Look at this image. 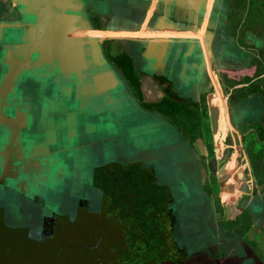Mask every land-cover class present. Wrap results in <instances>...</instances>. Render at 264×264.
Instances as JSON below:
<instances>
[{
	"label": "water",
	"instance_id": "1",
	"mask_svg": "<svg viewBox=\"0 0 264 264\" xmlns=\"http://www.w3.org/2000/svg\"><path fill=\"white\" fill-rule=\"evenodd\" d=\"M135 1L137 8L129 5L125 13L117 0H0V234L5 229L13 243L22 239L18 234L34 250L38 220L51 228L68 216L60 208L67 198L76 207L68 218H77L78 207L83 218L91 217L90 192L99 194L100 207L106 201L94 183L95 169L113 162L140 166L167 187L174 211L176 196L184 192L190 217L197 216V235L206 227L205 212L214 225L207 235H224L213 199L206 204L199 183L193 191L196 176L205 181L199 155L167 116L143 107L108 44L119 39L148 78V91L158 86L152 76L166 78L171 89L197 90L207 60L214 67L241 68V54L218 33L206 54L193 48L201 39L163 36L201 31L207 0ZM140 5L161 12L149 29L150 13ZM94 15L108 18L103 30L95 27ZM133 24L150 35L119 36L133 31ZM181 184L184 191H173ZM245 255L239 264H263L252 247Z\"/></svg>",
	"mask_w": 264,
	"mask_h": 264
},
{
	"label": "flooded vegetation",
	"instance_id": "2",
	"mask_svg": "<svg viewBox=\"0 0 264 264\" xmlns=\"http://www.w3.org/2000/svg\"><path fill=\"white\" fill-rule=\"evenodd\" d=\"M125 2L133 11L138 6L135 0ZM146 5L139 7L150 13L145 21V29H149L161 12L147 10ZM224 8L222 0H207L201 31L188 28L185 33L179 30V34L163 36L184 34L201 39L193 48L206 54L214 49L215 33H224ZM229 10V34L224 35L237 42L235 50L244 57L242 67L218 68L207 60L197 90L171 89L166 78L152 76L164 93L149 90L148 94H156L151 99L145 93L149 88H144L142 69L119 39L108 44L112 61L123 69L143 107L168 116L199 155L206 173L205 190L214 201L224 235L208 236L202 244L185 241L191 238L178 231L168 188L157 185L155 178L137 166L113 162L111 168L95 169L94 183L106 195L97 214L83 218L84 211L78 207L77 218H59L51 228L48 221L38 220V264H239L245 250L264 251V48L248 38L250 31L264 35V17H260L264 0H230ZM252 16L254 21L247 23ZM217 17L223 20L213 28ZM93 23L101 31L108 18L94 15ZM133 26V31L119 36L150 35ZM221 71L235 77H226ZM18 238L23 240L17 234ZM9 264H17L16 258Z\"/></svg>",
	"mask_w": 264,
	"mask_h": 264
},
{
	"label": "rangeland",
	"instance_id": "3",
	"mask_svg": "<svg viewBox=\"0 0 264 264\" xmlns=\"http://www.w3.org/2000/svg\"><path fill=\"white\" fill-rule=\"evenodd\" d=\"M122 3H123L122 0H117L116 7L118 8V10L125 12V13H129L130 8L128 6H123ZM254 5H255V3H254ZM250 10H251V12H254V7L250 6ZM254 17L255 16H252L251 19L247 18V23H249V21H250V24H251L254 21ZM260 17H264V13ZM263 21H264V19H263ZM229 36L230 35L225 36V38H226L225 45H229V44L233 45L234 44V38L230 36L232 38L231 39V38H229ZM248 38L250 41L257 42L258 47L264 48V35H262L261 32H255L254 33V31H250ZM221 73L223 75H226V77H231V79L235 77L234 75H231L230 73L227 74L226 71H221ZM146 91L147 92H145V91L144 92L148 94L149 91L148 90H146ZM148 95L151 99L156 98V94L155 95L148 94ZM192 117L195 119L194 115ZM138 168H140L142 170V168L140 166ZM205 175H206V173H205ZM205 175L203 178L206 179ZM199 176H200V174H199ZM199 176H196L194 181H193V184H194L193 191L194 192L196 191L195 186L197 183H199L200 188L203 191H205V193L207 194V195H203V198H204V200H206L205 202L207 204L209 200H212V197L205 190L206 189V185H205L206 180L204 179L205 180L204 183H203V181L201 182V179ZM161 180H162V183L165 181H166L165 183H167V182L169 183L171 181V179H161ZM171 185H172V182H171ZM182 188H183V186L181 184L180 187L173 189V191H178V190L184 191V188L183 189ZM85 191L88 192L89 187L86 186ZM90 193L95 194L92 197L90 196V200L92 202V209L95 210L92 213L97 214L100 210V206L98 203L100 201V196L98 193L96 194L95 192H92V191ZM182 193L185 195L184 192H182ZM184 195H180V198L178 197V195L176 196V198L179 199L178 203H180V205L175 209V212L177 214L178 231L181 230V233L184 232V236H188L191 238L189 240L185 239V241H187V242L192 241L194 243L202 244L200 242L208 237L207 233L209 235H212V232L214 229L213 221H211V213L205 212V214H204L205 219H206L205 222H207L206 227L205 228L203 226L201 227L200 232H202V236L197 235L196 234L197 233V227L195 226V224L197 222V219H196L197 216H191L190 217L191 214H190V210L188 211L187 198ZM66 200L67 201H63L60 208H61V210L65 211L64 215L73 216L76 213V210H75L76 207L73 206V203L70 205V203L68 202V198ZM68 216H66L65 218H68ZM218 219H219V217H218ZM207 225H208V228H207ZM5 231L6 230L3 229L2 235L0 234V264H7V263L9 264V260L13 257L16 258L17 264H38L36 256H35L36 253L34 252L35 248L33 250L32 248H29V246H27V245H25L23 248V243L21 241H17V242L15 241L13 243L12 241L8 240V237H6ZM180 237H181V235H180ZM201 237H202V239H201ZM211 237L214 238L213 236H211ZM188 245L190 246L191 244L188 243ZM31 247H34V246L32 245Z\"/></svg>",
	"mask_w": 264,
	"mask_h": 264
},
{
	"label": "crops",
	"instance_id": "4",
	"mask_svg": "<svg viewBox=\"0 0 264 264\" xmlns=\"http://www.w3.org/2000/svg\"><path fill=\"white\" fill-rule=\"evenodd\" d=\"M222 2H223V4H225V11H224V15H223V18H224V26H225V28H224V30H223V36H225L226 34H229L228 33V31H227V33H226V29H227V26H228V23H229V19H230V10H229V3H230V0H222ZM260 13H262L261 11H260ZM263 14V13H262ZM217 20H219V18L217 17ZM223 20V19H222ZM221 19H220V21H222ZM221 23V22H220ZM220 26V25H219ZM263 30H264V28H263ZM225 34V35H224ZM232 39V38H231ZM233 42V41H232ZM230 45V44H229ZM237 42L234 40V44L232 45L233 46V48L234 49H236V47H237ZM238 49L239 50H242L241 48H239L238 47ZM239 55V54H238ZM244 57H243V55H241V58L240 59H243ZM239 63L240 64H243V62L242 61H239ZM228 66H230V65H227L226 67H224V68H229ZM119 67V66H118ZM121 70H123L121 67H119ZM218 68H220V67H218ZM231 68H233V67H231ZM125 75V74H124ZM147 78V77H146ZM148 79V78H147ZM151 79H153L152 77H151ZM154 80V79H153ZM155 81V80H154ZM153 82V81H152ZM155 83H157L156 81H155ZM157 87H155L154 89H153V91H156V92H158V90L160 91L159 93L160 94H163L164 92H163V88L157 83ZM152 86V85H151ZM249 244V243H248ZM263 251V250H262ZM257 254H258V256H259V260H261L262 262H263V264H264V251L261 253L260 251H257Z\"/></svg>",
	"mask_w": 264,
	"mask_h": 264
}]
</instances>
